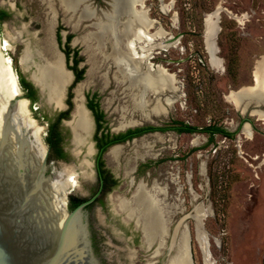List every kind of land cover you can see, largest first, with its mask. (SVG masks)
I'll list each match as a JSON object with an SVG mask.
<instances>
[{"label": "rangeland", "instance_id": "obj_1", "mask_svg": "<svg viewBox=\"0 0 264 264\" xmlns=\"http://www.w3.org/2000/svg\"><path fill=\"white\" fill-rule=\"evenodd\" d=\"M143 2V7L132 8L131 5H135L132 0H0V12L8 15V19L0 22L1 53L13 61L16 73L17 67L30 81L29 77L36 73L37 67L48 65L47 30L51 27V41L61 58L63 71H72L69 65H74L73 58L78 52L77 58L81 61L78 68L84 70L80 81L83 82L88 78L89 69L87 40L98 31L103 30L108 36L115 29L119 39L138 31L165 34L163 39L135 46L137 56H143L147 51L152 55H146L145 64L136 69L134 79L139 82L146 73L161 76L164 72L161 70L174 75L180 86L178 94L158 96H163L159 98L161 101L174 96L173 109L167 116L160 117L146 118L136 111L124 114V107L130 108V102L123 95L128 83L115 80L114 71L110 70L107 81L101 73L84 93L86 104L90 99L99 102L105 115L104 132L116 136L147 126L163 127L175 120L199 129L217 126L234 135L216 134L210 141L203 131L181 136L172 132L170 135L151 134L122 145L124 152L118 166L109 156L111 148L104 159L106 166L113 176L124 179L119 188L110 189L92 205L96 206L89 224L94 254L101 264H146L157 259L150 257L153 248L146 249L141 231L134 230L133 223H126L114 205V200L119 197L130 196L129 184L135 169L150 162L151 168L142 175L148 183L162 189L158 190L157 199L164 211L166 227H170L168 235L161 234L160 240L166 239V245H169L176 225L183 219L180 234L188 230L193 264H205L206 261L208 264H264V120L249 112L255 109L264 113V105L249 104L248 111L242 112L225 99L230 92L255 84L254 69L264 57V0ZM217 9L221 11L217 46L223 72L211 67L204 39L205 18ZM69 36L72 40L67 45ZM166 36L177 41L168 49L158 48ZM67 46L71 52L69 63L63 56ZM26 47L41 56L36 64H31L28 73L20 65ZM77 84L72 78L66 94L68 107L63 112L71 114L74 111ZM22 92L28 99L23 88ZM155 99L149 97L151 102ZM43 100L38 93L37 102L33 104L28 99L26 109L28 118L36 127H41L39 134L47 146L51 120L58 111ZM65 119L70 120L72 116ZM245 123L252 128V139L243 134ZM62 127L69 134L65 146L68 160L65 163L51 160L48 174L69 167L64 171V177L72 179L68 188L73 194L88 199L98 189L92 172L97 151L87 154L83 149L80 154H75L70 128L64 123ZM96 134L94 131V141ZM143 142L150 149L145 148ZM136 150L147 152V155L136 158ZM128 229L130 233L125 234ZM199 232L207 237L204 246L198 241ZM132 234L137 235L136 244H133ZM137 253L146 259H137Z\"/></svg>", "mask_w": 264, "mask_h": 264}, {"label": "bare ground", "instance_id": "obj_2", "mask_svg": "<svg viewBox=\"0 0 264 264\" xmlns=\"http://www.w3.org/2000/svg\"><path fill=\"white\" fill-rule=\"evenodd\" d=\"M132 1L135 5L136 3L143 2V0ZM143 6L144 5H142V7ZM218 25L219 16L216 14V12L214 11L208 14L205 18L204 39L211 67L217 71L223 72V61L218 57L219 47L217 46V39L220 31ZM47 32V52L49 53L48 65H45L42 68L37 67L36 73H34V75H31L29 78L38 87H43L46 89L48 88L51 91V100L55 103L56 110H59V108L62 107L59 100V98L61 97V91L64 90L65 92V90L68 88L72 81V76L71 73H66L65 71H63L60 61L61 58L55 50L54 45L51 41V27L48 28ZM164 35L165 34L163 33L151 35L146 31H138L129 37L123 36L122 39H119L118 32H116L115 29H112L111 33L108 34V36L104 35V31L102 30L98 31L97 33L92 35V37L90 36L88 38V78L86 81L79 82L74 88L75 97L73 98V101L75 104V109L73 111L72 121L67 124L69 128H72L74 133L72 144L74 147L73 152L75 154H80L83 149L87 150V154L92 153L90 145L87 142L90 135L89 131L91 123L88 113L84 107V93L92 80H95L101 73H103L101 77L105 81H107L110 70H112L114 71L113 78L115 80L123 83H128V87L124 89L123 95L130 102V108L126 109V107H124V114L136 111L140 112L142 117H160L167 116V114L173 109L176 103V99L174 96L167 99L166 101H161L158 96L162 93H172L175 94V96L176 94H178V92L180 91V86L174 75L167 73L165 70H161L164 71L161 76L153 77L152 74L146 73L141 81L137 82L134 79L135 72H137L136 69L145 64V59H147L146 55H152V53H149L147 51V53H144V55L142 54L143 56H137L138 51L136 50V54V51L134 50L135 46H137L141 42L150 44L154 41L165 38ZM118 40H121V43ZM160 43L157 46L158 48L162 49H168L170 45L173 44L171 43L169 45H163L162 43ZM40 58L41 56H37V54H35L30 48L26 47L20 57V65L22 66L24 72L28 73L31 64H36V60ZM0 60L2 78L14 90L17 96H20L21 89L18 76L12 64L13 61H11L10 58H8L6 55L2 54L1 51ZM254 77L256 84H254L253 86L242 87L240 91H232L228 95H226L225 99L228 102L232 103L238 110H242V112H245L249 104L264 105V57L257 62L254 69ZM150 94L157 96L154 102H151L149 100ZM20 104L21 105L18 109L20 131L22 130L23 124H26L33 126L35 128L36 134H39V132H41V127H36L28 118L26 109L27 100H22ZM252 115L259 117L260 120H264V113L262 112L254 111ZM21 134L23 137L22 131ZM243 134L248 139H252L253 132L249 124H245L243 128ZM23 140L32 165L33 172L44 193L60 202L59 193H62L67 189V186H65L66 184L60 182L63 176H56L49 182H43L42 178L40 177V165L38 164L43 151L40 147H35L34 144H28L25 137H23ZM142 145L145 146V148L150 149V146H148L146 143L143 142ZM122 153V147H114L109 152L110 158L117 166L118 160L120 159ZM135 155L136 158H142L147 155V152L142 153L141 151L136 150ZM128 174L129 172L126 173V175ZM159 189L162 190L161 188H158L156 184H154L151 188H148L144 183L141 182L137 186V188L133 190L130 198H126L123 196L114 200L115 211L123 216V220L125 222L134 223L136 225L135 227L143 232V244L147 248H150V246L154 243H156L157 245L158 241L160 242L159 245L161 244L162 246L163 241H161L159 237L161 236V234L166 233L164 211L161 203L157 199V193ZM204 216L205 215L202 214V217ZM198 241L200 242L201 246H204L207 244V237L205 238V236L202 235L201 232H199ZM161 246L155 253L159 252ZM188 251L189 236L188 230L185 229L180 234V237L178 239L175 256L170 260L168 264H186V260L187 258H189L187 257ZM134 256L135 254L132 255L133 258ZM205 264H208V262L206 261Z\"/></svg>", "mask_w": 264, "mask_h": 264}, {"label": "water", "instance_id": "obj_3", "mask_svg": "<svg viewBox=\"0 0 264 264\" xmlns=\"http://www.w3.org/2000/svg\"><path fill=\"white\" fill-rule=\"evenodd\" d=\"M138 5H144V2L131 6L134 8ZM215 12L220 21L221 11L218 9ZM175 41L177 39L171 37L161 43L169 45ZM63 56L66 60L64 53ZM67 72L71 73L72 78L75 79L73 71ZM30 81L38 89L46 103L56 111V105L51 100V91L48 88L38 87L32 80ZM253 81L256 84L254 74ZM20 89L21 95L17 96L2 78L0 60V264H101L100 259L94 254L89 228L96 206L88 210L87 207L95 203L101 195L103 181L93 197L73 210L68 208L67 189L59 193L61 203L44 193L33 172L23 137L26 138L28 144H34L35 147H40L43 151L38 163L43 182H49L56 176L64 177V171L69 167L63 171L48 174L49 149L41 140L40 134H36L33 126L23 124L22 137L18 109L22 100H27L28 103L29 101L23 96L21 85ZM66 94L67 89L65 92L61 91L59 100L62 107L57 110V114L65 111L68 107ZM150 96H153L154 99L157 97ZM254 106L259 107L260 104H254ZM84 107L91 123L87 142L94 153L96 142L93 140V135L96 131V121L86 102ZM246 111H248V107ZM254 111L255 109L249 110L250 115ZM70 115L73 116V112ZM71 121L72 119H65L63 123L68 124ZM70 131L72 143L74 133L72 128ZM152 134L161 133L156 131ZM145 136L147 135H142L141 138ZM135 139L137 138L135 137ZM128 142L126 141V144ZM121 146V141L111 142L107 145L106 154L104 153L106 147L101 149L98 159L102 156L105 158L111 148ZM92 172L94 173V170ZM140 182L144 183L143 180ZM182 222L183 219L176 225L169 245H166V239L163 238L161 239L162 246L159 245L160 242L157 243V246L155 243L150 246L148 250L153 248L150 257L157 259L149 263L157 264L161 258L160 264H168L175 256ZM169 229L170 227L167 226L165 234L168 235ZM134 230L138 229L134 227ZM141 233L143 237V232L141 231ZM160 246L159 252L155 253ZM187 257L189 258H187L186 264H193L190 246Z\"/></svg>", "mask_w": 264, "mask_h": 264}, {"label": "flooded vegetation", "instance_id": "obj_4", "mask_svg": "<svg viewBox=\"0 0 264 264\" xmlns=\"http://www.w3.org/2000/svg\"><path fill=\"white\" fill-rule=\"evenodd\" d=\"M90 100H92V99H90ZM93 101L97 102V100H93ZM61 113L57 114L51 120V126H50V128H53V127L55 128L53 139H54L56 144L54 146H51L50 143L47 141V138H46L47 148L49 149L48 165L51 162V160H54L56 162H61V163H65L68 160V154L66 152L65 146H66V143L68 141L69 134L62 127L63 121L65 120V117H62ZM95 121H96V119H95ZM96 131H97V126H96ZM96 131H95V133H96ZM156 131H159L163 135H170L169 133L172 132V133L176 134V136H181L182 134L186 133V126L183 123L176 122L175 120H173V122L171 121L163 127L162 126L161 127L147 126L145 128H139L136 130H129L123 134L116 135V136H113L112 134L108 135L107 133H105L103 127H101L100 130L97 131V134L95 136V141H94V142H96L95 147H96V151H97V156H96V159L94 161L95 162L94 163V174H95V178L97 179L98 189L96 190V192H94L92 194L91 197H93L98 192L102 181H103V189H102L101 195L99 196V198L97 199V201L95 203L100 201V199L103 198V196L105 194H107L110 189L112 190L114 188H119L123 184V179H124V177L118 178V177L113 176V174L108 170V168L106 166V162L104 160L105 158L103 156L100 159H98V155H99L101 149L106 147L104 150V153L106 154V151L108 150L107 145L110 144L111 142L121 141L122 145H126V141H131V140L133 141L135 137L141 138L142 135L149 136ZM196 131H197V129H196ZM194 132L195 131H190V132H188V134H193ZM122 148H123V152H124V147H122ZM176 157H180V155H177ZM150 168H151L150 162H145V163L140 164L137 167V169H135L134 176L130 180V184H129V186H130V189L128 191V192H130L129 198L131 197L133 190H135L137 188V186L141 183V182L139 183V181L143 180L148 188H151L153 186V184L151 185L150 182L148 183V180H146V177H144V175H142L145 170H146L145 172H148V170ZM147 176H149V173H147ZM62 179L60 182L63 184L65 183L66 184L65 186H67L66 195L68 197V208H69V210H73L71 208L75 204L74 199L75 198H81V197H79L77 194H73V191H70V188H68V186L71 185L72 179H66L65 177H63ZM95 203H93V204H95ZM92 205H90V207H92ZM89 208H87V210ZM133 225H134V227L136 226L134 223H133ZM136 229H138V228H136ZM138 230H140V229H138ZM129 233H130V230L125 232V234H129ZM132 236H133V244H136V241H138V240H136L137 235L132 234ZM142 242H143V237H142ZM146 249H149V248L146 247ZM137 254H136L137 259H142V257H143V260L146 259V258H144V255H142V254L137 255ZM160 262H161V258H159V261L157 262V264H160ZM146 264H150L149 261Z\"/></svg>", "mask_w": 264, "mask_h": 264}, {"label": "trees", "instance_id": "obj_5", "mask_svg": "<svg viewBox=\"0 0 264 264\" xmlns=\"http://www.w3.org/2000/svg\"><path fill=\"white\" fill-rule=\"evenodd\" d=\"M6 19H8V15L5 12H0V22L5 21ZM70 40H72L71 36L68 37L67 45L70 42ZM58 41L61 42L60 35H58ZM67 47H68V50L65 49L64 53L66 55L67 62H68V60L71 59L70 58L71 52H70V46H67ZM77 57H78V52H75V58H73L74 65L73 66L69 65V68L73 71V73L75 75V84L80 82L83 79V76H84V70H80L78 68V65L81 63V61ZM16 70H17L16 74L19 77L20 85L25 90V92L27 93V98L29 100H31V102L33 104H35L37 102V100H38V93H39L38 89L35 87V85L32 82L28 81L18 71L17 67H16ZM69 98L71 99L72 95L69 94ZM87 106L93 112V115H94V117L96 119V122H97V131H98L102 127V122L104 120L105 115H104L103 111L100 109L99 102H94L93 100H90L87 103ZM61 116L65 117V118H68L70 116V114H69L68 111H66V112H62ZM196 129H197V131H203V132L207 133L209 135L210 141H212V137H214V135H216V134H222V135H225V136H228V137H233V135H234L232 133L227 132L225 129L217 127V126H208L206 129H203V128L199 129V128H194V127H191V126H186V133H188L190 131H196ZM54 131H55L54 127L50 128L48 130L47 141L50 143L51 146H54L56 144L54 139H53ZM86 200L87 199H83V198H75L74 199L75 204L72 206L71 209L76 208L81 203L85 202ZM89 207L90 206H88L87 208H89Z\"/></svg>", "mask_w": 264, "mask_h": 264}]
</instances>
